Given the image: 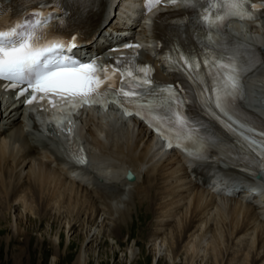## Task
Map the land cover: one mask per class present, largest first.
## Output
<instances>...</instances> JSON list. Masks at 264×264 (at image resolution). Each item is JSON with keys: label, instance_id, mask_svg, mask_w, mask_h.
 Segmentation results:
<instances>
[{"label": "bare ground", "instance_id": "6f19581e", "mask_svg": "<svg viewBox=\"0 0 264 264\" xmlns=\"http://www.w3.org/2000/svg\"><path fill=\"white\" fill-rule=\"evenodd\" d=\"M252 32L264 41V26ZM255 76L256 85L264 87V62ZM254 107L264 115V107L258 103ZM5 113L2 118L8 125L0 130V191L10 211L13 203L21 204L24 212L30 210L28 200L34 194L44 200L43 214L77 209L96 225L87 230L89 242L128 228L133 206L144 204L154 217L145 264H264V179L226 185L223 189L233 193L241 189L235 193L237 201L226 199L215 193V187L222 186L219 179L200 186L190 177L185 165L189 160L174 151L163 153L142 125L133 122L138 125L135 133L131 121L127 124L114 116L112 120L94 114L85 119L92 159L86 166L69 168L49 144L27 132L19 108ZM101 159V165L94 167ZM128 170L135 174L134 182L124 179ZM246 197L257 204H242ZM72 227L67 224L68 232ZM15 228L19 234L25 231ZM51 241L55 243L56 236ZM180 251L184 252L183 263L178 259ZM135 254L131 249L125 257L138 264ZM84 261L83 242L75 264Z\"/></svg>", "mask_w": 264, "mask_h": 264}, {"label": "snow or ice", "instance_id": "6c2138e0", "mask_svg": "<svg viewBox=\"0 0 264 264\" xmlns=\"http://www.w3.org/2000/svg\"><path fill=\"white\" fill-rule=\"evenodd\" d=\"M166 2L171 3L175 0ZM183 2L186 7H195L199 0ZM205 3L209 7L203 11L201 19L207 28L206 46L212 51V57L205 59L204 65L215 70L213 86L210 89L206 88L205 91L210 93L208 100L215 108L227 114L231 100L241 87L240 79L248 71L245 65L249 57L246 54V45L233 46L227 39H221L227 35L222 32V25L229 18L252 19L254 16L247 9L248 0H205ZM252 8L256 6L252 5ZM76 40L75 36L71 41L54 36L48 29L45 18L21 21L14 26H8L7 30L0 24V81L9 82L7 87L19 88L18 96H23L30 90V97L25 101L30 108L34 103L41 102H46L60 111L64 106L75 108L84 103H102V95L106 96L107 93H103L101 86L107 77L103 79L101 77L107 69L96 67L94 59L84 63L75 58L72 50L77 47ZM180 59L188 68L192 67L188 57L181 56ZM196 67L199 68V63ZM128 75L131 76L132 72L129 71ZM151 83L148 79L143 80L144 85ZM21 85L26 87H19ZM107 87L110 88L111 85ZM140 88L138 85L136 90L120 91L125 97H137L142 95ZM171 96L175 97L174 90H171ZM137 114L144 118L143 113ZM174 115L180 135L189 141L201 142L199 136L201 129L195 122L180 111ZM57 127L63 131L60 125ZM68 131L70 132V129ZM203 143L207 144L208 141L205 140ZM171 146L169 143L168 147ZM261 148L264 149V142H261ZM185 150L187 151V148ZM188 154L193 155L192 152ZM260 156L258 166L264 165V151L260 152ZM75 162L84 163V160L77 157Z\"/></svg>", "mask_w": 264, "mask_h": 264}, {"label": "rangeland", "instance_id": "374dc122", "mask_svg": "<svg viewBox=\"0 0 264 264\" xmlns=\"http://www.w3.org/2000/svg\"><path fill=\"white\" fill-rule=\"evenodd\" d=\"M132 128H135L136 133L137 127ZM0 200L2 202L4 200L1 191ZM28 202L32 207L25 212L21 204L13 203L11 211L7 202L0 205V264H75L83 242L85 245L83 264H134L132 259L127 260L125 257L131 249L136 253L134 256L138 258V264H145V255L149 253L152 244L149 232L154 217L153 211H148L144 204L137 203L133 206L128 228L122 231L115 229L109 238H98L97 241L91 238L92 240L88 242L87 230L96 225H91L87 215L82 211L76 209L71 213L68 209L62 208L60 211L43 214L44 200L37 194ZM68 223L70 226L73 225L69 232ZM15 226L25 231L19 234ZM55 236L57 241L52 243L51 239ZM207 238L213 239L211 236ZM116 242L118 244H115ZM164 252L169 253V248ZM249 258L251 259V256ZM178 259L184 262L183 251L178 254ZM166 260L168 261L167 258Z\"/></svg>", "mask_w": 264, "mask_h": 264}, {"label": "water", "instance_id": "95a60500", "mask_svg": "<svg viewBox=\"0 0 264 264\" xmlns=\"http://www.w3.org/2000/svg\"><path fill=\"white\" fill-rule=\"evenodd\" d=\"M131 175H129V177H130Z\"/></svg>", "mask_w": 264, "mask_h": 264}]
</instances>
